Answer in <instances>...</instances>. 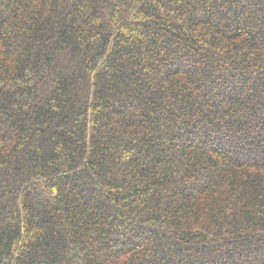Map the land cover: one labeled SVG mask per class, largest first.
I'll list each match as a JSON object with an SVG mask.
<instances>
[{
  "label": "trees",
  "instance_id": "1",
  "mask_svg": "<svg viewBox=\"0 0 264 264\" xmlns=\"http://www.w3.org/2000/svg\"><path fill=\"white\" fill-rule=\"evenodd\" d=\"M0 264H264V0H0Z\"/></svg>",
  "mask_w": 264,
  "mask_h": 264
}]
</instances>
